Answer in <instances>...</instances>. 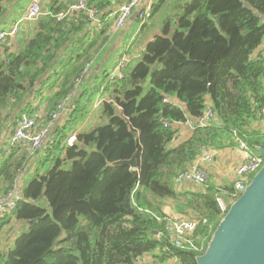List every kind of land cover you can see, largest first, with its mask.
<instances>
[{"label": "trees", "instance_id": "trees-1", "mask_svg": "<svg viewBox=\"0 0 264 264\" xmlns=\"http://www.w3.org/2000/svg\"><path fill=\"white\" fill-rule=\"evenodd\" d=\"M18 1L0 0V30ZM74 1L49 0V6L59 14ZM125 1L90 0L99 23L85 11L61 20L42 15L30 22L27 37L0 45V197L22 189L15 209L0 216V232L14 220L21 224L14 245L11 236L0 245V264H132L156 246L162 254L154 255V264L168 258L198 264L225 216L216 201L220 189L208 182L180 193L177 174L203 149L236 146L235 134L261 155L264 134L247 130L264 106V0H157L124 78L107 89L113 102L95 109L104 78L86 69L112 49L106 50L114 30L110 16ZM208 96L220 123L190 129L187 119L205 114ZM67 97L68 111L42 148L12 142L20 113L34 115L42 129ZM86 116L101 121L75 130ZM136 152L137 169L108 166ZM26 174L31 177L22 184ZM165 200L200 220L193 238L202 250L174 246L158 219L167 217Z\"/></svg>", "mask_w": 264, "mask_h": 264}, {"label": "built area", "instance_id": "built-area-1", "mask_svg": "<svg viewBox=\"0 0 264 264\" xmlns=\"http://www.w3.org/2000/svg\"><path fill=\"white\" fill-rule=\"evenodd\" d=\"M48 1V3H47ZM156 0H126L117 9H115L111 18L114 19V30L118 31L124 27L127 22L135 17L138 22V27L134 32L131 40L127 43L125 51L117 59L116 65L104 77L99 93L94 99V108L98 109L104 102H113L112 99L106 97L107 89L110 84L116 80L123 79L125 76V69L128 64L129 53L132 49L133 39L139 32L140 28L146 23L151 16L153 4ZM85 11L89 15V19L95 23H99V9L96 4L90 5V0H76L71 3L66 11L54 14L49 6V0H30L26 10L23 14L14 20L9 28L0 30V45L8 40L11 45L20 35L23 25L37 20L42 15H49L61 20L72 12ZM93 62L88 64L91 68ZM71 96V95H70ZM67 97L62 103L58 105L57 111L52 114V120L44 125L42 129H38L37 118L28 112L20 113L15 119L14 135L12 142L30 145L32 150L43 147L44 142L49 136V132L53 123L57 120L61 112L68 111ZM165 101H169L166 97ZM257 124L261 126V133L264 134V106L257 111ZM215 119V112L212 108H207L204 115L197 119H187L186 124L190 129L197 127H207L212 124ZM180 124V123H177ZM165 126L169 122L165 120ZM76 135H72L68 139V143L72 145L75 141ZM236 143L241 149L245 151V158L243 162L236 169L237 180L231 190L220 188L216 194V201L219 210L222 214H226L230 208V201L236 200L251 182V176L257 173L264 165V157L255 154L248 142L236 134L234 136ZM11 144L6 145L9 148ZM213 161V153L208 149H203L201 154L188 166L184 171L177 174L175 183L181 185L186 182H191L196 185L205 187L210 181V175L205 165ZM22 198L21 186H15L5 196L0 197V216L6 213H11L19 199ZM159 220L165 221L166 231L173 234V244L175 247L199 251L203 249V242H196L193 238L195 231L200 225V220L186 215H180L172 218H161ZM207 221L204 220V223Z\"/></svg>", "mask_w": 264, "mask_h": 264}, {"label": "water", "instance_id": "water-1", "mask_svg": "<svg viewBox=\"0 0 264 264\" xmlns=\"http://www.w3.org/2000/svg\"><path fill=\"white\" fill-rule=\"evenodd\" d=\"M264 156V146L257 147ZM137 169L138 152L131 159L108 162ZM161 168L163 166L161 165ZM215 230L198 264H264V165L234 201ZM132 211V210H131Z\"/></svg>", "mask_w": 264, "mask_h": 264}, {"label": "crops", "instance_id": "crops-1", "mask_svg": "<svg viewBox=\"0 0 264 264\" xmlns=\"http://www.w3.org/2000/svg\"><path fill=\"white\" fill-rule=\"evenodd\" d=\"M29 2H30V0H19L18 4L16 5V9L14 10V12L11 13V16H10V18L6 24V28H9L11 23L23 14V12L26 10ZM22 6H23V8L19 9V7L21 8ZM17 8H18V10H17ZM136 22L137 21H136L135 17H132L127 22V24L125 26H127V29L128 28L131 29ZM29 24L27 23V25H29ZM124 27H122L118 31L112 30L113 37H112L110 43L107 44V46L112 45V47L115 48L116 44L119 41L126 40L128 32L124 31ZM30 31H31L30 29H29V31H26V36H28V33ZM104 51L105 50H103V52ZM112 52H114V51H112ZM112 55H113V53L110 54V52H109L106 55V58L103 59L102 63L100 65L98 64L97 66L95 65V67H94L95 73H97L98 75H100V73L103 72V75L102 76L100 75L101 79L104 78L107 75V73H109L110 70H112L113 67L117 63V59L119 58L118 55L116 54L114 56V58ZM99 59L97 58V62L99 61ZM97 62H96V64H97ZM215 121L217 122V118L215 119ZM182 126H185V125H181V127ZM187 132H188V130H187V126H186V127L182 128V130L180 131V134L183 136ZM227 148H228L227 151L229 152L228 157L230 158V161L232 164V174H231L232 176H231V178L226 180L223 177V175H221L220 167H218V163H219L218 157L216 156V154L218 153V152H216L217 150L212 152L213 153V161L211 163H207L205 165V168L207 169V171L209 172V175H210V183L213 184L214 186L219 187V189L224 188L229 183L236 182V180H237L236 169L243 162V160L245 158V151L243 149H241L238 144L236 146L230 145ZM221 159H222V157H221ZM175 186L177 187V190L180 193H188L192 190L203 189L202 186L196 185V184L191 183V182H186L184 184H181V185L179 184V185H175ZM184 186H187V187L183 188ZM165 202H166V200H165ZM167 202H168L169 207H166V206L164 207V210H165L167 216L177 217V216L183 215V214H180L178 212L176 204L174 201L167 200ZM165 204H167V203H165ZM152 254H153V251L145 254L146 256H144L145 257L144 259L146 261L145 262L146 264H149V263L151 264V262L154 261L153 259L155 257H153V259H152V257H151Z\"/></svg>", "mask_w": 264, "mask_h": 264}, {"label": "rangeland", "instance_id": "rangeland-1", "mask_svg": "<svg viewBox=\"0 0 264 264\" xmlns=\"http://www.w3.org/2000/svg\"><path fill=\"white\" fill-rule=\"evenodd\" d=\"M47 3H48V1H47ZM16 4H18V3H16ZM14 8L16 9V5H14ZM19 9H22V8L19 7ZM17 10H18V8H17ZM137 26H138V23L137 22L134 24V26L131 29L130 28L127 29V26H125L124 27V31L125 32H128L127 37H126V40L119 41L116 44V47L115 48H113L111 45L107 46V48L105 47L106 50L107 49L109 50L112 47V49L110 50V54L113 53V55H112L113 58H114V56L116 54L118 55V57H120L121 54L125 51V47H126L127 43L131 40L134 32L137 29ZM29 29L31 30L30 24L29 25H27V24L26 25H23L22 30H21V34L18 37H27L26 36V31H29ZM140 31H141V28H140L139 32L136 34L135 38L133 39V44H132V48L133 49H135L138 46V44H139V41H140V39H139ZM112 37H113V35H112ZM106 50L104 51V53H102V55L103 54L105 55L107 53ZM112 51H114V52H112ZM94 67H95V64H93V66L91 68L88 67L86 69V73L87 74L90 73L94 69ZM100 75L102 76L103 75V72H101ZM103 81H104V79H103ZM103 81H102V84H103ZM102 84H101V86H102ZM99 91H100V89H99ZM106 92H107V94H106L107 96L106 97H108L109 96L108 95V91H106ZM207 100H208L207 101V105H208L209 108H211V99H210L209 96H208V99ZM89 113L91 114L92 111H89ZM59 117H60V115H59ZM59 117L57 119H59ZM215 119H216V115H215ZM215 119L212 121V124H219L220 123L219 122V119H218L217 122L215 121ZM97 122H98L97 119L92 118V117L87 118V116H86V119L85 120H79L78 123H76V124L73 125V128L75 130H77V131L89 130L94 125H96ZM252 125L253 126L250 127V129L247 130L250 133H257V132H261L262 131L261 126H259L257 124V120L255 122H252ZM39 126L40 125L38 123V127ZM3 144H4V140H2V142L0 143V147H2ZM229 146L230 145L225 144L223 147L218 148V150L216 151V152H218L216 154V156L218 157V161H219L218 167H220V173H221V175H223V177L226 180L229 179V178H231V176H232L231 175L232 174V164H231L230 158L228 157L229 152L227 151V149H228L227 147H229ZM221 157H222V159H221ZM30 177H31V174L24 175L23 178H22V184L28 183ZM186 187L187 186H184L183 188H186ZM40 203L47 207V202L42 201ZM166 203H167L166 204V207H169L167 201H166ZM167 217L168 218H172V216H167ZM20 226H21V224L18 221H16V220L12 221L9 224L4 225V227L2 228V230L0 232V245H4L5 246L7 244V239H8L7 237H10V236L12 238V245H14V240L17 237V234L19 233L18 230L20 229ZM156 247H157V249H155L153 251V254L151 255L152 259H153V257H154L155 254H162L161 246H156ZM144 256H146V255L144 254V255H141V256L136 257V259L134 260V262L132 264H144L146 262L145 259H144L145 258ZM155 259L158 260V257L155 256ZM151 264H154V263L151 262ZM161 264H180V262L177 259L168 258L167 260H165Z\"/></svg>", "mask_w": 264, "mask_h": 264}]
</instances>
